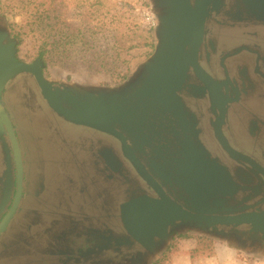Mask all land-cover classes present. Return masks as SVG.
<instances>
[{
  "label": "flooded vegetation",
  "instance_id": "1",
  "mask_svg": "<svg viewBox=\"0 0 264 264\" xmlns=\"http://www.w3.org/2000/svg\"><path fill=\"white\" fill-rule=\"evenodd\" d=\"M207 1L199 70L191 68L186 87L177 93L178 104L149 114L152 126L144 140L129 138L126 145L91 128L97 135L76 139L71 131L78 125L55 114L38 147L25 142L6 101L8 83L1 103L13 124L17 147L0 117V224L13 211L0 232V261L13 245L11 232L36 214L31 206L39 203L51 209L54 201L68 199L63 209L48 211L62 217L49 228L45 264H150L187 228L200 234L205 228L181 216L143 241L129 230L123 209L148 204L146 198L162 202L164 197L187 209L185 200L192 203L191 198L203 193L204 173L231 177L238 186L235 190L225 178L230 186L210 198L212 205L221 203L214 215L264 217V9H259L258 0ZM154 2L164 14L167 0ZM189 2L195 7L198 0ZM17 58L29 64L38 60ZM42 69L48 81L61 86L49 80L45 65ZM19 77L41 92L33 73ZM46 154L50 162L63 156L61 163H70L79 175L67 174L50 189ZM195 164L197 169H189ZM91 186L97 189L92 196ZM75 187L76 201L70 193ZM216 228L250 252H264V229L232 222ZM213 229V234H222Z\"/></svg>",
  "mask_w": 264,
  "mask_h": 264
},
{
  "label": "rangeland",
  "instance_id": "2",
  "mask_svg": "<svg viewBox=\"0 0 264 264\" xmlns=\"http://www.w3.org/2000/svg\"><path fill=\"white\" fill-rule=\"evenodd\" d=\"M33 1V0H32ZM101 7L95 6L99 19L94 21L98 24V29L93 31L96 42L103 44L107 42L108 30L112 28L121 29L122 40L127 41V46H133L129 55L119 58L113 65L97 66L93 61L85 57L83 53L73 51L71 58L56 57L45 66V73L49 80L65 85L76 83L93 87L116 88L125 84L133 74L143 66V63L153 54L158 45L156 28L158 26V16H161L160 9L155 5L154 0H99ZM71 4L69 8L70 15L67 13V20L76 24L82 18L77 15V9L73 4L75 0H60V6ZM163 11V10H162ZM103 12V13H102ZM105 13L116 15L115 23L108 29L106 26L110 18ZM79 14V13H78ZM104 19V22L102 19ZM27 11L22 8L17 0H0V24L5 25L13 38L18 32H27L23 35V41L17 45V56L26 62H32L37 58L39 42L35 35L30 32ZM106 22V23H105ZM128 23L133 24L131 34H125L128 31ZM83 26V24H82ZM108 29V30H107ZM108 46L104 44L100 47L101 51L96 56L105 57L106 61L112 62V51L105 53ZM107 54V55H106ZM120 62V63H118ZM34 94V97H33ZM6 101L9 109L16 121L21 137L25 142L38 145L40 138L48 132L50 125L54 124L56 115L44 103L39 95L37 88L26 82L23 77L17 82L15 88L6 95ZM72 136L76 139L97 135L94 130L81 126H72ZM50 152L53 150L51 144ZM38 147V146H37ZM46 161L50 164L47 174L50 189L63 180V176H77L79 172L75 167L63 165L62 157L59 155L58 161ZM65 160H69L66 157ZM63 159V160H64ZM84 172V171H83ZM198 173V172H195ZM226 176L216 177L213 174L202 175V187L212 186V191L220 194L230 184L234 189L238 186ZM229 185V186H230ZM221 186V188H219ZM70 193L73 194V200L78 199V187L73 188ZM233 189V190H234ZM97 189L94 186L89 187L91 196ZM205 192V191H204ZM190 193V192H189ZM213 193V192H211ZM55 196H53L54 198ZM196 197V196H195ZM56 200V198H54ZM194 199V198H193ZM65 201H54L51 203V209L42 208L39 203L35 204L36 214L31 215L30 220H25L19 228L14 229L9 236L12 240V247L5 257L1 259L0 264H45L43 259L48 258L49 247V228L55 220L62 216L54 217L48 211L54 212L56 209H63ZM76 201V200H75ZM90 201V200H89ZM45 207V206H44ZM92 210L95 209L93 206ZM45 210L46 213H43ZM63 211V210H62ZM182 236H177L170 240L165 248L154 256L150 264H264V252L254 253L245 249L238 243L229 240L225 234H213L204 230L201 234L196 230L187 228Z\"/></svg>",
  "mask_w": 264,
  "mask_h": 264
},
{
  "label": "water",
  "instance_id": "3",
  "mask_svg": "<svg viewBox=\"0 0 264 264\" xmlns=\"http://www.w3.org/2000/svg\"><path fill=\"white\" fill-rule=\"evenodd\" d=\"M189 1L167 0L163 6L164 14L158 16L156 34L159 42L155 51L125 84L116 88L76 83L53 85L44 77L42 60L38 59L33 64L18 60V40L12 37L5 25L0 24V117L7 124L15 146L17 147V141L13 124L2 106L1 94L9 82V91L14 89L23 73L35 75L43 103L65 120L115 136L124 144L129 138L146 139L148 127L152 126V123H148L149 114L168 111L178 104L177 93L186 87L191 68L199 70L198 58L209 1L198 0L195 7ZM258 1L256 4L259 9H264V0ZM2 132L3 127L0 126L1 135ZM191 168L197 169L198 166H189ZM212 189L211 185L204 187L203 193L191 198L192 203L186 199L188 210L168 197L155 203L146 198L148 204L127 207L123 211L124 217L128 218L129 230L137 239L144 241L145 237L149 240L158 233L160 227L174 224L181 216L188 221L201 223L207 232H212L213 227V231L223 235L224 231L218 230L217 224L232 222L238 226L250 223L255 230L264 229V217L250 219L214 215L221 211V203H210L212 196L216 198L215 195H219ZM217 191L223 193L221 190ZM12 217L13 211L0 224V232Z\"/></svg>",
  "mask_w": 264,
  "mask_h": 264
},
{
  "label": "trees",
  "instance_id": "4",
  "mask_svg": "<svg viewBox=\"0 0 264 264\" xmlns=\"http://www.w3.org/2000/svg\"><path fill=\"white\" fill-rule=\"evenodd\" d=\"M17 1L27 11L29 19L27 26L39 42L36 59L42 60L45 66L56 57L71 58L74 54L73 51H75L83 53L89 60L92 58V61L99 67L108 64L116 67L118 64L114 63L119 60L122 54L123 56L129 55V51L133 47L127 46V41L122 40L121 29L115 27L112 28V31L108 30L117 18L116 15L110 13H105L110 18L108 24H106L109 27L107 29V42L102 45L96 42L93 31L98 29V24L95 25L94 21L100 17L97 15L98 9H95V6L96 8L101 7L99 0H75L73 6L78 11L77 15L82 17L76 24L67 20L66 14L70 15L68 7H71V4H67L65 7L60 6V0ZM101 19L104 22V19ZM132 26L133 24L128 23V31L125 34L129 35L128 32L131 34L133 31ZM26 33V31L23 34L22 32L16 33L15 38L19 40V44L22 43V37ZM104 44L108 46L105 53H109V50L112 51L113 64L106 61L105 57L96 56L100 53V47H103Z\"/></svg>",
  "mask_w": 264,
  "mask_h": 264
}]
</instances>
